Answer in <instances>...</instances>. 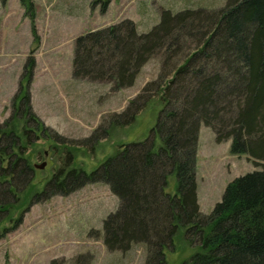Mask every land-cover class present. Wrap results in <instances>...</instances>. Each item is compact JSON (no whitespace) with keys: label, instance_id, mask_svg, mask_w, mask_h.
<instances>
[{"label":"trees","instance_id":"obj_1","mask_svg":"<svg viewBox=\"0 0 264 264\" xmlns=\"http://www.w3.org/2000/svg\"><path fill=\"white\" fill-rule=\"evenodd\" d=\"M19 1L36 41L33 0ZM109 2L92 0V5L103 12ZM156 55L170 70L147 81L125 109L106 117L83 142L92 148L111 127L131 124L157 97L161 108L147 137L119 144L91 171L73 165L67 149L28 204L102 182L119 200L102 223L108 250L126 252L140 244L144 264H167L166 252L174 251L179 239L193 250L183 263L264 264V0H227L218 10L162 9L145 33L128 18L86 31L74 39L71 75L118 90L132 86ZM34 67L31 50L13 112L0 122V237L22 218V212L13 216L34 175L27 147L41 136L52 138L31 108L28 85ZM200 124L212 130L217 143L229 140L231 154L245 155L258 167L229 181L208 214L197 198Z\"/></svg>","mask_w":264,"mask_h":264},{"label":"rangeland","instance_id":"obj_2","mask_svg":"<svg viewBox=\"0 0 264 264\" xmlns=\"http://www.w3.org/2000/svg\"><path fill=\"white\" fill-rule=\"evenodd\" d=\"M226 1L110 0L101 12L92 0H33L34 41L31 20L20 1L0 0V122L13 112L23 66L33 50L30 104L53 138L41 136L25 151L34 175L20 197L19 208L13 210V218L22 212L19 224L0 237V264H144L142 245L120 252L108 250L103 243V219L119 203L108 185L87 183L70 193L28 204L29 195L62 164L67 149L73 155V165L91 171L119 149V144L145 139L161 108L157 97L151 98L131 124L111 127L108 136L91 148L84 139L104 124L106 117L125 109L147 81L154 80L162 70L169 71L170 66L161 67L160 56H153L142 66L132 86L112 90L106 83L72 77L73 42L79 34L125 18L134 21L138 32L145 33L159 21L162 9L218 10ZM22 84L25 87V80ZM55 135L67 144L58 142ZM229 147V140L217 143L212 130L200 124L196 183L198 204L205 214L221 200L229 181L258 168L245 155L231 154ZM175 244L174 251L166 252L167 264H189L183 262L192 248L179 239Z\"/></svg>","mask_w":264,"mask_h":264},{"label":"water","instance_id":"obj_3","mask_svg":"<svg viewBox=\"0 0 264 264\" xmlns=\"http://www.w3.org/2000/svg\"><path fill=\"white\" fill-rule=\"evenodd\" d=\"M43 166H44V163H43V164H40L38 167H40V168H41V167H43Z\"/></svg>","mask_w":264,"mask_h":264}]
</instances>
